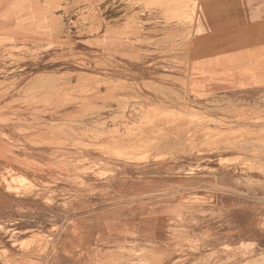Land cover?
I'll return each instance as SVG.
<instances>
[{
  "label": "rangeland",
  "instance_id": "1",
  "mask_svg": "<svg viewBox=\"0 0 264 264\" xmlns=\"http://www.w3.org/2000/svg\"><path fill=\"white\" fill-rule=\"evenodd\" d=\"M41 2L0 29V264H264V92L189 90L198 0Z\"/></svg>",
  "mask_w": 264,
  "mask_h": 264
},
{
  "label": "crops",
  "instance_id": "2",
  "mask_svg": "<svg viewBox=\"0 0 264 264\" xmlns=\"http://www.w3.org/2000/svg\"><path fill=\"white\" fill-rule=\"evenodd\" d=\"M33 1V7L39 1L45 8L44 0ZM81 1L68 3L83 5L94 0ZM31 5L32 0H0V29L24 36ZM193 33L198 57L191 59L185 77L191 92L249 101L264 92V73L256 68L264 61V0H198ZM202 48L215 52L203 55Z\"/></svg>",
  "mask_w": 264,
  "mask_h": 264
},
{
  "label": "bare ground",
  "instance_id": "3",
  "mask_svg": "<svg viewBox=\"0 0 264 264\" xmlns=\"http://www.w3.org/2000/svg\"><path fill=\"white\" fill-rule=\"evenodd\" d=\"M54 78V77H53ZM191 132H192V130H191ZM240 132V131H239ZM250 132V131H249ZM144 133V132H143ZM238 133V132H237ZM242 134V133H241ZM244 134V133H243ZM209 135V134H208ZM204 137V136H203ZM165 139V138H164ZM198 140V139H197ZM160 145V144H159Z\"/></svg>",
  "mask_w": 264,
  "mask_h": 264
}]
</instances>
